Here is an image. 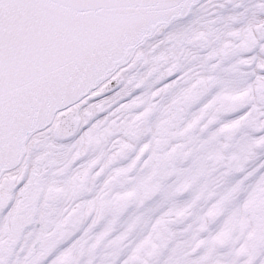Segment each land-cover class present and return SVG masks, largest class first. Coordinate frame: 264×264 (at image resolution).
<instances>
[{"label": "snow or ice", "instance_id": "snow-or-ice-1", "mask_svg": "<svg viewBox=\"0 0 264 264\" xmlns=\"http://www.w3.org/2000/svg\"><path fill=\"white\" fill-rule=\"evenodd\" d=\"M0 264H264V0H0Z\"/></svg>", "mask_w": 264, "mask_h": 264}]
</instances>
